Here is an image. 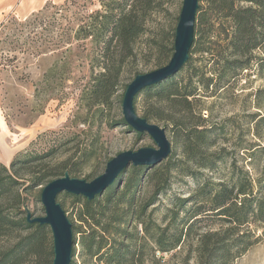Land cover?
I'll return each mask as SVG.
<instances>
[{
    "label": "trees",
    "instance_id": "1",
    "mask_svg": "<svg viewBox=\"0 0 264 264\" xmlns=\"http://www.w3.org/2000/svg\"><path fill=\"white\" fill-rule=\"evenodd\" d=\"M160 4L161 0H105L80 21L74 36L90 39L93 60L99 66L82 92L85 106L95 107L97 113L111 108L123 67L127 59L136 57V41ZM163 38L164 33L154 43L155 68L166 64L173 53L174 32L170 39L169 35ZM252 67L264 74V0H199L186 63L134 97V107L139 104L142 117L162 123L171 133L170 153L151 167L132 165L129 174L123 176L122 171L91 200L64 193L76 203L68 217L74 241L71 264H145L154 260L156 251L182 244L192 248L198 264H232L262 239L264 157L255 176L232 158L227 175L215 179L218 163L229 153L214 147L216 124L202 114L207 110L203 97L219 96L241 71ZM138 73L143 72L133 66L128 82ZM257 102L262 103L259 98ZM248 117L254 122L253 134L264 137V115ZM120 123L127 124L123 116ZM178 149L180 157L174 159ZM245 150L251 158L257 151L264 152V145L252 143ZM55 153L54 145L26 151L21 158H16L18 154L9 165L0 162V264L52 262L51 230L27 221L28 197L33 188L40 186L41 192L47 182L65 172L77 177L71 173L80 172L94 151L91 143L76 158L53 162ZM100 171L94 167L87 179ZM179 174L188 175L194 183L185 196L172 193ZM146 185L151 187L150 194L141 199L138 195ZM162 196L170 202L155 217Z\"/></svg>",
    "mask_w": 264,
    "mask_h": 264
},
{
    "label": "rangeland",
    "instance_id": "2",
    "mask_svg": "<svg viewBox=\"0 0 264 264\" xmlns=\"http://www.w3.org/2000/svg\"><path fill=\"white\" fill-rule=\"evenodd\" d=\"M101 1L105 0H0V110L13 133V141L25 140L16 158L24 156L26 151H41L54 145L53 162L73 155L76 158L92 143L94 153L80 172L71 173L86 179L91 169L98 166L102 172L105 162L121 151L155 146L147 133L120 123V99L133 66L142 72L155 68L154 43L162 33L163 39L168 35L171 38L182 4V0H161L150 15L146 32L136 41V57L127 59L123 67L111 108L97 113L95 107L85 106L81 98L90 76L99 70L93 60L94 47L90 39H76L74 30L82 19L101 7ZM183 73L184 70L180 75ZM259 89H264V74H258L252 67L241 71L219 96L203 97L207 110L202 114L216 124L214 147H223L229 153L218 163L215 179L227 175L232 158L238 167L244 166L253 176L260 171L264 152L257 151L249 158L245 150L252 143L264 145V137L253 134L254 122L248 117L253 113L264 115V90L257 93ZM257 98L261 104H257ZM135 110L141 116L139 104ZM261 127L264 130V124ZM166 135L171 140L167 129ZM179 155L180 149L174 159ZM131 170L129 165L123 176ZM193 186L188 175L179 174L172 184V193L185 196ZM150 191V185L143 186L138 197L143 199ZM64 193L67 192L57 195V201L69 217L76 203ZM169 202L168 197L162 196L154 216L159 217ZM26 207L35 215L44 214L40 186L32 189ZM138 229L141 234L140 225ZM145 264L198 262L192 248L182 244L169 251H156L154 260L148 259ZM232 264H264V236Z\"/></svg>",
    "mask_w": 264,
    "mask_h": 264
},
{
    "label": "water",
    "instance_id": "3",
    "mask_svg": "<svg viewBox=\"0 0 264 264\" xmlns=\"http://www.w3.org/2000/svg\"><path fill=\"white\" fill-rule=\"evenodd\" d=\"M199 0H182L174 30L173 53L169 61L147 72L136 74L126 85L121 101L124 121L135 131L147 133L155 146H141L136 150H124L111 157L103 171L87 180L71 176L68 172L47 182L41 189L40 201L44 214L26 213L28 222L48 225L52 234L53 258L51 264H71L73 241L72 223L57 201L60 192L81 195L88 200L100 195L114 182L129 165L151 167L166 159L171 143L166 128L159 123L149 122L137 114L134 107L135 95L144 87L158 83L175 74L188 60L194 41V26ZM121 179H119V182Z\"/></svg>",
    "mask_w": 264,
    "mask_h": 264
},
{
    "label": "crops",
    "instance_id": "4",
    "mask_svg": "<svg viewBox=\"0 0 264 264\" xmlns=\"http://www.w3.org/2000/svg\"><path fill=\"white\" fill-rule=\"evenodd\" d=\"M0 162L9 163L24 148L25 140L13 141L11 130L0 110ZM17 135V134H16ZM15 135V136H16ZM18 137V135L16 136ZM24 137V136H23Z\"/></svg>",
    "mask_w": 264,
    "mask_h": 264
}]
</instances>
